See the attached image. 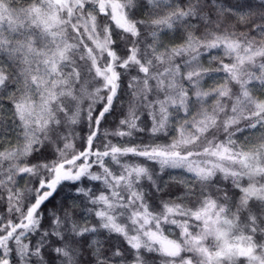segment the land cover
<instances>
[{"label": "snow or ice", "instance_id": "obj_1", "mask_svg": "<svg viewBox=\"0 0 264 264\" xmlns=\"http://www.w3.org/2000/svg\"><path fill=\"white\" fill-rule=\"evenodd\" d=\"M0 264H264V0H0Z\"/></svg>", "mask_w": 264, "mask_h": 264}, {"label": "trees", "instance_id": "obj_2", "mask_svg": "<svg viewBox=\"0 0 264 264\" xmlns=\"http://www.w3.org/2000/svg\"><path fill=\"white\" fill-rule=\"evenodd\" d=\"M177 2H179V0H177ZM220 2V5L221 6H225V5H231V6H237L238 4L239 5H244L245 3L249 4V5H252V6H255L256 3H257V0H219ZM177 33L175 32H167V33H162L161 34V38L163 40L164 43H169L170 41H173L174 38L176 37ZM218 53V50H213V52L211 53L212 55H216ZM222 54V53H221ZM203 63L205 65L208 64V57L205 56L203 58ZM223 73H216V74H213V77L212 78H208L204 81V85L205 87H208L210 86L211 84H213L214 80H221L222 77H223ZM256 87L259 88V84L257 83L256 84ZM175 175V174H174ZM164 182H169L170 181V177L168 175H165L164 178H163ZM165 185L164 183H161V187L163 188ZM21 187H23V182H21ZM165 191H167V189L165 188ZM173 196H175L177 194V188L176 186L174 185L173 188H172V193H171ZM74 195V193H69L67 188L63 189L62 191H60V193L57 195L56 197V200H54L52 203L55 204L58 200H60L62 197H68V196H72ZM168 197L165 196V199H167ZM69 203H71V201L69 200L68 201ZM49 207H51V205H49ZM76 215L77 217L79 218L81 215H84L82 212H81V209L80 208H77L76 209ZM94 219V217H93ZM178 231V230H177Z\"/></svg>", "mask_w": 264, "mask_h": 264}]
</instances>
